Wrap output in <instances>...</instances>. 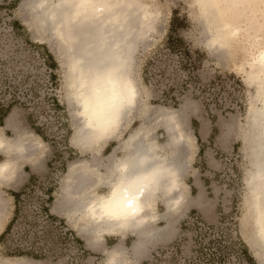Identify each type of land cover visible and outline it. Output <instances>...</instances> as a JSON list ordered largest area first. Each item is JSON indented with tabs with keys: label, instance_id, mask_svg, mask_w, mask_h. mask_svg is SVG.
I'll return each mask as SVG.
<instances>
[{
	"label": "rangeland",
	"instance_id": "1",
	"mask_svg": "<svg viewBox=\"0 0 264 264\" xmlns=\"http://www.w3.org/2000/svg\"><path fill=\"white\" fill-rule=\"evenodd\" d=\"M140 1L157 19L155 28L137 42L132 75L138 83L140 105L149 111L153 122L137 115L121 136L82 149L73 140L76 128L68 100L69 54L53 36L54 31L42 25V8H35L31 0H0V109H9L4 127L13 117L11 126L2 131L11 138L19 128L27 140L39 146L33 160L19 161L14 174L17 185H0V195L7 200L0 235L16 206L25 216L0 240L1 261L15 248L27 250L28 246L37 249L38 258L31 254L15 258L28 264H104L107 252L101 254L95 248L86 215L69 216L55 207L63 181L83 159L91 164L94 153L102 172L109 174L106 164L110 154L116 148L122 157L124 150L119 147L143 123L151 129L150 141L168 142L165 123L158 118L165 110L180 116L187 140L188 170L181 179L184 203L153 224L161 231L137 259L133 251H125L128 264H264L248 184L252 170L248 118L257 102L258 85L246 70L257 56L254 39L238 35L228 46L211 42L213 46L209 42L213 33L209 34L194 0ZM174 18L179 20L174 33L184 39L191 53L170 49L167 37ZM105 146H111L109 154L102 152ZM163 152L159 148V153ZM7 155L0 152V161ZM31 174L34 177L29 180ZM26 188L23 199L13 201L12 190ZM96 189L104 195L109 192V188L97 186L91 187L89 194ZM47 190L53 196L50 214L59 218L65 229L40 213L50 193ZM156 212L168 213L163 199L157 201ZM77 238L82 246L76 244ZM99 238L105 243L106 235ZM125 238L128 247L137 240L131 233Z\"/></svg>",
	"mask_w": 264,
	"mask_h": 264
},
{
	"label": "bare ground",
	"instance_id": "2",
	"mask_svg": "<svg viewBox=\"0 0 264 264\" xmlns=\"http://www.w3.org/2000/svg\"><path fill=\"white\" fill-rule=\"evenodd\" d=\"M31 1L35 8H42V25L47 24L45 27L54 31L49 32L60 39L61 46L69 54L68 100L76 128L74 142L82 149H92L121 136L140 114L152 123V115L140 105L138 83L132 75V58L137 42L155 28L157 14L140 0ZM194 2L209 27V34L213 33L210 45L225 47L244 34L254 39L257 56L248 63L246 70L248 77L258 85L257 102L251 106L248 118L252 160L248 184L252 214L264 247V0ZM158 118H162L168 131L169 141L164 146L170 148L169 152H157L159 144L148 139L151 129L143 123L126 139L125 146L130 152L125 157L120 158L116 153L109 156L110 173L105 178L94 153L91 164L84 159L78 162L63 181L62 195L56 206L69 214V210L77 206L91 223L89 232L94 235L96 244H101L99 237L104 234H121L123 239L126 232L138 230L133 250L139 253L141 246L144 247L147 239H152L153 232H157L151 225L161 217L152 215L151 211L160 194L168 198L170 209H177L183 202L181 179L187 169L184 155L187 140L180 126V116L175 111L163 110ZM12 120L11 116L7 125L11 126ZM38 148L17 128L11 138L0 132V150L8 154V159L0 162V185L16 180L14 174L19 161L33 160ZM94 174L109 185L106 195H98L96 191L89 194L96 180ZM6 206L7 200L0 195V228ZM121 244L107 252L104 264H109L114 254L117 264H128L125 257H120L124 250ZM0 264L28 263L20 258H5Z\"/></svg>",
	"mask_w": 264,
	"mask_h": 264
},
{
	"label": "crops",
	"instance_id": "3",
	"mask_svg": "<svg viewBox=\"0 0 264 264\" xmlns=\"http://www.w3.org/2000/svg\"><path fill=\"white\" fill-rule=\"evenodd\" d=\"M9 114V113H8ZM7 117H8V115L4 118V123H3V125L1 126L0 125V132H1V134L3 135V136H5L4 134H3V131L2 130H4L3 128H6V127H9V125H6V127H4L5 126V121H6V119H7ZM18 130H20L19 128H17ZM16 130V129H15ZM5 137H7V136H5ZM112 140H114V139H112ZM112 140H110V141H112ZM109 142V141H108ZM107 142V143H108ZM126 142V141H125ZM125 142H123L122 144H121V147H119L121 150H124V152H123V156L122 157H120V155H119V152H117V149L115 148V150H114V152L113 153H116L117 154V156L118 157H120V158H123V157H125L127 154H128V152H130V150L125 146ZM106 144V143H105ZM110 147L111 146H105L104 148H103V150H102V152L105 154V153H110ZM159 148L160 149H163V153H167V152H169L170 151V148L169 147H167L166 145L164 146V144H159ZM159 148H157V152H159ZM127 149V150H126ZM120 150V151H121ZM0 152H4V151H2V150H0ZM185 153H184V155H186V164H187V157H188V153H187V150L186 151H184ZM4 153H6V152H4ZM7 154V153H6ZM112 154V153H111ZM110 154V155H111ZM8 156V155H7ZM5 159V160H4ZM2 161H0L1 163L2 162H4V161H6V159H8V157L6 158V156H5V158H4ZM109 159V158H108ZM0 163V164H1ZM187 166V165H186ZM77 167V166H76ZM100 167H102V166H100ZM106 170L108 171V173H110L109 172V164H106ZM104 169V168H103ZM187 169H188V167H187ZM187 169H186V171H187ZM101 170V169H100ZM186 171H184V173H183V175H182V177L184 176V174L186 173ZM101 172H102V170H101ZM102 174H103V176H104V178L107 176V175H109V174H107V173H105V172H102ZM98 175V174H97ZM95 175L94 174V177H96L95 179V181H94V183L96 182V185L93 183L92 185H94L93 186V188L95 187H97V186H99L100 188L102 187V185L104 186V187H107V188H109V185L108 184H106V183H102V182H105V179H103V181L100 179V176L98 175ZM34 177V175H30L29 176V180H31L32 178ZM97 177H99V179L97 180ZM17 180V179H16ZM16 180H12L11 182L10 181H8L7 183H10V184H12V185H17L16 183H18L19 181H16ZM14 182H16V183H14ZM1 189V188H0ZM13 192H17V191H15V190H12ZM96 191V193L98 194V195H104V194H101V193H99V191L96 189L95 190ZM11 198L13 199V201L15 200L14 199V196H12V193H11ZM163 198V200L165 201V205H166V207L168 208L167 210H171V209H174V211H175V208H169L168 206L169 205H167V200H168V198L166 197V196H164V195H161L160 194V196L158 197V200L156 199V204H155V206H154V210H152L151 211V213H153L152 215H156V216H158V217H167V216H169V214H173L174 213V211L173 210H171L170 212L168 211V213H167V215L166 214H160V216H159V213H157L156 212V206H157V201H159V200H161ZM58 201V200H57ZM57 201H56V205H57ZM184 203V199H183V202L181 203V205ZM55 205V207L56 208H60L61 210H62V208L60 207V206H56ZM180 205V206H181ZM179 206V207H180ZM75 208V209H74ZM76 209H77V212H76ZM75 210V211H74ZM79 209H78V207L76 206V207H72L69 211H70V214H71V216H73L74 217V214L75 213H81L82 214V212H79L78 211ZM14 211V210H13ZM63 211V210H62ZM63 212H65V211H63ZM74 212V213H73ZM173 212V213H172ZM65 213H68V212H65ZM150 213V214H151ZM78 217H80V216H78ZM158 220H160V218L158 219ZM157 220V221H158ZM156 221V222H157ZM156 222H154V223H152V225H151V227L153 228V224H155ZM159 229V228H158ZM155 231H157V232H153V234L151 235L152 236V239H151V237H150V239L148 238L147 240L148 241H146V244H149L150 242H152L155 238H157L158 237V235H159V233H160V229L159 230H156V229H154ZM137 231V232H136ZM136 231H129V232H126L125 233V235L126 234H128V233H131V234H134L135 236H137V234L139 233L138 232V230H136ZM156 233V234H155ZM91 234V233H90ZM104 235H106V239H105V243H102L101 242V244H96L95 242H93V244H94V246H95V248L98 250V249H100L99 250V253H104V251L106 250V252H109V251H112L113 249H114V247L117 245V244H119L120 242L122 243L121 244V248H123L124 246H125V249L123 250V251H121L120 252V257H122V258H124L125 256H124V253H125V251H126V253H128L127 252V250H130V251H133V255H134V257L137 259L140 255H138V254H142V253H144L146 250L144 249V247H145V245H144V247H142L141 246V248L143 249H139V253L136 251V250H133V247H134V245H135V241H134V243H133V246L132 247H128V244H129V242L127 241L128 239H126L125 237L122 239V237H120L121 236V234H104ZM118 237H120V239L118 240V242H116V240H117V238ZM137 238H138V236H137ZM148 242V243H147ZM104 244H105V246H104ZM143 252H142V251ZM134 251H135V253H134ZM123 253V254H122ZM107 256V255H106ZM137 256V257H136ZM126 260V259H125ZM127 262H128V260H127ZM105 263V262H104Z\"/></svg>",
	"mask_w": 264,
	"mask_h": 264
},
{
	"label": "trees",
	"instance_id": "4",
	"mask_svg": "<svg viewBox=\"0 0 264 264\" xmlns=\"http://www.w3.org/2000/svg\"><path fill=\"white\" fill-rule=\"evenodd\" d=\"M179 22V20L177 18H174L171 22V31L167 37V41L168 44L170 46V49H183L186 53H191L190 49L185 46V41L183 38H181L178 34L176 35L174 33L175 27L177 25V23ZM0 113H2V115L0 116V125L2 126L4 123V118L8 115L9 113V109L8 110H4V109H0ZM29 190V188L24 189L22 192H12V196H14V199L16 202H19L20 199H23L26 191ZM48 192H50V190H47ZM53 202V196L52 193L50 192L49 195H47V200H45L44 203L41 204V208H40V213L47 217L48 219L52 220L53 222H58L60 223V225H62V228H64V225L61 224V220H59V218H56L55 216H52V214H50V209H49V204ZM25 217L23 211L21 210V208H19L18 206L15 207L14 209V216L12 218V220L9 222L8 226L6 227V230L0 235V240H3L4 236H6L7 232H10L11 229L14 227L16 221L20 218V217ZM28 223V222H26ZM63 223V222H62ZM67 233H70V235H72L70 230L66 231ZM8 235V234H7ZM76 240V244L79 246H82L83 242H81L78 238L75 239ZM22 248V247H20ZM27 250H25V248L23 250L15 248L14 251H11L12 254L11 255H7L8 258H15V256H22L21 254H31V256H33L34 258H38V254L36 253V248H29L28 246H26ZM17 250V251H16ZM84 252V251H83Z\"/></svg>",
	"mask_w": 264,
	"mask_h": 264
},
{
	"label": "clouds",
	"instance_id": "5",
	"mask_svg": "<svg viewBox=\"0 0 264 264\" xmlns=\"http://www.w3.org/2000/svg\"><path fill=\"white\" fill-rule=\"evenodd\" d=\"M109 264H117L116 254H114L113 259L109 262Z\"/></svg>",
	"mask_w": 264,
	"mask_h": 264
}]
</instances>
